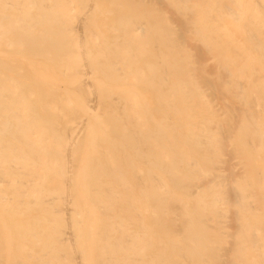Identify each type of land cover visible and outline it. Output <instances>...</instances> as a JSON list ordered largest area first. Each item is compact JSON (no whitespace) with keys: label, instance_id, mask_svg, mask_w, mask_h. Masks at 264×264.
<instances>
[{"label":"bare ground","instance_id":"obj_1","mask_svg":"<svg viewBox=\"0 0 264 264\" xmlns=\"http://www.w3.org/2000/svg\"><path fill=\"white\" fill-rule=\"evenodd\" d=\"M0 264H264V0H0Z\"/></svg>","mask_w":264,"mask_h":264},{"label":"rangeland","instance_id":"obj_2","mask_svg":"<svg viewBox=\"0 0 264 264\" xmlns=\"http://www.w3.org/2000/svg\"><path fill=\"white\" fill-rule=\"evenodd\" d=\"M235 35H236V37L237 38H239V34L238 33H235ZM248 42V41H247ZM259 161V160H258ZM260 163H262V162H258V164H260ZM185 200L187 201V202H189V207H190V205H193V199L192 198H185Z\"/></svg>","mask_w":264,"mask_h":264}]
</instances>
